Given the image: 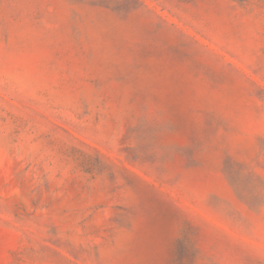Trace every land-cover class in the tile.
I'll return each instance as SVG.
<instances>
[{"label": "rangeland", "instance_id": "rangeland-1", "mask_svg": "<svg viewBox=\"0 0 264 264\" xmlns=\"http://www.w3.org/2000/svg\"><path fill=\"white\" fill-rule=\"evenodd\" d=\"M0 264H264V0H0Z\"/></svg>", "mask_w": 264, "mask_h": 264}]
</instances>
